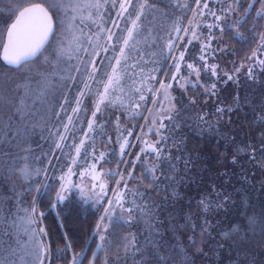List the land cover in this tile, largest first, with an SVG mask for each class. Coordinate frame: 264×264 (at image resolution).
Returning <instances> with one entry per match:
<instances>
[{
    "label": "trees",
    "instance_id": "1",
    "mask_svg": "<svg viewBox=\"0 0 264 264\" xmlns=\"http://www.w3.org/2000/svg\"><path fill=\"white\" fill-rule=\"evenodd\" d=\"M79 1L81 7L69 11L66 18L64 11L53 7V0H0V48L17 5L36 2L50 6L56 24L50 44L35 61L18 69L0 62V262L264 264V66L259 63L264 53L253 56L260 42L257 33L264 32V15H257L260 4L249 8L252 0H240L239 25L214 33L223 51L211 47L203 53L214 54L216 59L224 55L232 62L230 69L216 64L217 76L204 71L208 78L204 83L175 92L172 119H164L166 127L159 129L160 135L150 131L153 144L166 137L157 147L168 159L157 168L155 177L147 170L158 161L156 153L148 149L140 154L148 157V163L142 161L132 171L127 188L123 183L117 185L120 175L106 178L108 194L94 205L84 203L75 193L62 202L56 200L59 177L72 166L65 153L76 157L67 145L85 139L87 157L82 150L75 166L77 174L68 176L66 184L80 178L94 162L103 164L104 172L124 174L133 167L130 158L139 154L155 90L175 70L167 44L177 37L176 27L183 30L188 18L186 8L179 5L181 0H147L137 33L125 49L127 58L117 66L115 57L124 47L126 30L139 9H129L134 13L132 19L128 13L117 17L119 1L116 6L104 2L95 15L84 9V0ZM108 29L115 33L111 41ZM84 48L88 51L78 50ZM89 61H96V80L88 76L94 71ZM249 61L246 71L235 72ZM113 68L120 82L110 89L109 99L100 105L102 111L93 118L97 93L104 91L103 82ZM152 76L155 79L149 78ZM85 82L89 88L84 87ZM212 83L215 89L207 91L205 85L210 88ZM81 91L85 93L82 97ZM77 99L82 100L80 111L73 113ZM60 115L66 118L64 123L59 121ZM80 117H85L84 122L77 124ZM94 119L89 131L88 122ZM60 134L67 140H59ZM125 139L128 145L121 156L120 144ZM56 143L64 147L57 149ZM100 152L106 154L105 159L94 161L93 156ZM26 170L31 178L24 175ZM118 187L126 193V207H132L134 201L145 206L146 212L136 208L129 222V213L123 211V221L114 222L102 242L96 226ZM205 198L211 202L207 212L200 205ZM133 234L142 248L135 256L123 247L124 238L131 239Z\"/></svg>",
    "mask_w": 264,
    "mask_h": 264
},
{
    "label": "snow or ice",
    "instance_id": "2",
    "mask_svg": "<svg viewBox=\"0 0 264 264\" xmlns=\"http://www.w3.org/2000/svg\"><path fill=\"white\" fill-rule=\"evenodd\" d=\"M46 2V0H45ZM105 3L108 2V0H104ZM193 2L196 4L197 8L200 9V15L201 16H210L214 17L216 21H221L222 16L217 14V11L210 8L209 6V0H193ZM111 3L113 6H116L118 3V0H111ZM240 0H231V2L228 3V6L226 9H222L221 11L227 12L228 14H231L236 11L237 7L239 6ZM253 3H258L260 4V9L257 11V15H264V0H252V2L249 3L248 7L251 8L253 6ZM147 5V0H142V2L136 4L134 3V0H119V11L116 12L117 17H124L125 13H128L129 16H132V12H129V9H139L137 14L135 15V18L131 20V27L127 28V37L123 39L122 43L124 47H121L119 49V55L115 57V63L117 66L121 64L122 59L127 58V54L125 52V49L129 47V41L134 39V35L137 33V30L139 28V25L137 21L140 20L141 16L144 13L145 7ZM90 8H96L98 11L99 9L103 6L100 2V0H95L94 3H88L87 5ZM181 7L187 8V4H182L180 5ZM53 7L62 10L65 12V17L67 18L68 12H75L78 8L81 7V5L77 2H74V0H56L55 5ZM22 9V10H21ZM204 9H207L208 11L205 12ZM247 8L243 9L244 13H247ZM18 13V14H17ZM11 15L15 16L14 21L10 24V26L7 29V35H8V44L5 45V56L4 59L10 64V65H15V66H21L28 60H30L32 57L36 56L37 53L41 51L45 47L46 43H49L50 36L54 35V28H53V17L49 15V11L41 7L40 5H33L31 7H23L22 4L17 5L15 9L12 11ZM31 18L33 20V23L29 24L23 31L21 30V26L24 24L25 20ZM75 15L71 17L72 20H75ZM95 23V21H93ZM113 23L116 25V27H119V23L117 21H113ZM191 23V22H190ZM199 23V22H198ZM237 25H239V21H236ZM71 27V26H69ZM209 32L211 33L213 27H221L219 24H209L207 25ZM103 31V29H101ZM223 29L221 28V31ZM67 31V29H66ZM109 35H108V40L111 41L112 37L115 35V33L112 32L111 29L107 30ZM175 31L179 32L181 29L179 27H176ZM183 31L187 32L188 29H184ZM257 35L260 37V42L258 47L253 51V56H256L257 53H264V32L262 33H257ZM192 37L194 39H199L197 36V33L195 29L192 30ZM172 39H178V40H183L184 37H174L170 38L167 47L170 50V54L172 55L173 60L175 61V72L171 76V79L173 81H176L177 83H180V80H184L185 83L188 82V77L187 76H181L180 73L182 71L181 68V63L185 62V51H187V45H190L193 43V39L187 40L186 44L184 45V50L180 51L179 55L176 56L175 53L172 51L174 48V45L172 43ZM89 43H91V40H89ZM114 47V46H113ZM179 47V45L175 46ZM210 48V44H204L201 47V53L202 55L200 56L201 60H205V63L203 64L202 68L204 71H211L213 76H217V65L212 64L209 65L206 62V58L203 55L206 49ZM78 50H83L84 52H87L88 49H78ZM105 52L109 51L108 47H104L103 49ZM98 55V53H95ZM108 59H112V57H108ZM93 65L94 71L92 73H88V76L90 79L96 80L97 78V72L95 69L97 68L96 61H89ZM259 63L264 66V60H260ZM187 68L191 70V72L195 73L197 76V83L199 82V77H200V70L201 66L196 65L195 63H187ZM77 71H79V68H77ZM238 72L239 69H236ZM249 72L251 74V69H249ZM150 79H155L154 76L149 77ZM229 79H232V76H229ZM120 80L118 75L116 74V68H113L112 74L108 75L107 81L103 82L104 83V91L102 93H97L99 99L96 102V111L92 113L93 118L96 117L97 112L102 111L100 105L103 104L106 100L109 99V96L111 95L110 89L116 85L119 84ZM181 87H184L183 84L180 85ZM85 88H89L90 85L85 82L84 84ZM173 85L171 83L165 84L164 82H160V88L156 89V92H161L163 93L165 99L170 98V93L168 92V89L172 88ZM216 87L215 83H212L210 88L205 85V88L207 91H212ZM136 91H140V89H137ZM149 91H152V89L149 88ZM85 93L83 91L80 92V96H84ZM145 99L144 95L140 96V100L143 101ZM82 103V100L77 99L76 104L77 107L73 108L72 111L73 113H78L80 111V104ZM155 103V101L153 102ZM139 106V105H138ZM174 108V106H173ZM218 112H223V109H217ZM165 119H172L171 114L166 115L164 117ZM203 119V118H202ZM69 123H72V117H68ZM95 123V119L92 121L88 122V128L89 131H92L93 125ZM156 121L155 119L153 120V126L155 125ZM166 125L163 124V122L160 123V128H164ZM65 131H68V125H64ZM152 128H149V131H152ZM157 134L160 135L159 130H157ZM85 137H88V133L84 134ZM128 135H132L131 131L128 132ZM67 136L60 134L59 135V140L64 141L67 140ZM166 137L161 136V140H157L155 144H150L148 145V149L151 150L152 152L156 153L155 159L158 161V164L153 165L152 168L148 169L147 171L155 177L156 170L161 166V164L168 159V157H165L163 155L164 150L160 147H157V145L161 144L162 140H165ZM128 145L127 139L124 140L123 143L120 144V152L121 156L125 154V148ZM55 147L57 149H62L64 145L61 143H56ZM67 147L73 149L76 153V157H70L68 156L67 153H65V156L70 160V163L72 166L68 167V172L65 174H62L59 177L60 180V185H59V191L56 192V200L58 202H62L66 199L65 192L70 191L71 188L76 187L77 185L71 184V183H65L66 179L70 175H76L75 171V166L77 164V158L81 157L82 155V150L84 152L85 158L87 157V146H86V140L81 139L78 144H70L67 145ZM93 153H95L96 149L95 147L92 148ZM142 152L145 151L144 149L141 150ZM106 154L104 152H100L99 156L96 157L95 155L93 156L94 161L99 162L105 159ZM139 159V157H137ZM123 162L119 161L118 163ZM135 167V165H133ZM86 170L84 173H81V183L83 182V176L87 174ZM91 171L94 173L92 176V180L94 181L93 183V189H95L97 186L99 187L100 191L99 193H94V195L97 196V204H99L105 196L108 194V187L107 184L105 183V179L112 178L114 175H120L121 179L117 180L116 183L119 186L121 183H123L124 187L127 188V181L124 180L123 174L122 173H117L113 171L109 172H104L103 169H101L99 172L96 171V163L94 162L91 165ZM40 172L39 170L36 172V175H39ZM44 174L48 175V170L44 169ZM24 175L28 178H31L32 173L29 171H25ZM131 175V173H129ZM159 179V177H156ZM115 195L113 198L109 199L107 201V204L109 207H106L104 209V214L101 215L99 222L97 223V234L99 235L100 240L103 242L106 239L105 233L108 231V225H104L103 230H101V225L103 222L107 219L109 223L116 221V222H122L123 217H117L115 215V210L117 207H119L122 211L128 212V221L130 222L133 219V213L135 212L136 208H140L141 212L144 213L146 212V207L141 206V205H136L135 202L133 201L132 207H126L125 206V197L126 193L120 189L119 187L115 190ZM81 192H83V189H81ZM134 195L136 193H133ZM140 195H143L142 193ZM200 205L202 206L203 210L205 212L209 211L211 209V202L205 198L200 201ZM55 206V204L53 205ZM36 209L33 208L32 212H35ZM29 222H31V217H29ZM18 227V225H15ZM41 232L43 229L40 230ZM9 235L11 233H8ZM99 247H103V244L98 245ZM123 247L126 253H130L133 256H135L136 253L141 252L142 248L139 245V241L137 237L133 234L131 236V239L128 237H125L123 240ZM11 252L15 253V249H10ZM93 256H96V253H93ZM163 259V257H161ZM2 264V262H0ZM41 264H43V261L41 260ZM91 264V262H90ZM105 264H109V262L106 260ZM137 264H141L140 261H137Z\"/></svg>",
    "mask_w": 264,
    "mask_h": 264
},
{
    "label": "rangeland",
    "instance_id": "3",
    "mask_svg": "<svg viewBox=\"0 0 264 264\" xmlns=\"http://www.w3.org/2000/svg\"><path fill=\"white\" fill-rule=\"evenodd\" d=\"M18 2H20L21 0H17ZM54 1V5L56 3V0ZM119 1V0H118ZM160 1H168L170 3H172V0H160ZM77 3H80V1H74ZM95 0H84V9H89L88 13H92L97 15L98 11L96 8H90L88 7V3H94ZM101 4L104 3V0H100ZM108 2H111V0H108ZM231 2V0H209V6L210 8L214 9L217 11L218 15L222 16V20L221 21H216L214 17H210V16H201L200 15V9L197 8L196 4L193 2V0H181L179 5L182 4H187L188 7L185 10V16L188 18L186 20V24L184 25V29H188L187 32L183 31L181 29L180 32H176L178 35L177 37H184L183 40H178L176 39L175 43H173L174 45V53L176 56L179 55L180 51L184 50V45L186 44L187 40L189 39H193V43L190 45H187V51H185V62H182V64L184 63L185 66L182 68V71L180 73L181 76H187L188 77V82L185 83L184 80H180V83L171 81V76L173 75V73L175 72V70H173L172 74L169 77V80L167 79V77H165L162 82H164L165 84L167 83H171L173 85L172 88L168 89V92L170 93V98L169 99H165L163 93L161 92H156L155 93V98L154 101L155 103H152V105L149 107V111L147 114V119H146V125H147V130H146V134L142 135L141 137V146L139 148V154L135 153L133 154V157L130 158L131 162H133V165H135V167H132L129 170H126L123 174L124 180H127L131 175H129V173L133 174L132 171L137 170L138 164L142 161H145L148 163V157L145 159L144 157H142L140 154H144V152L146 153V151L148 150V145L153 144V140H151V133L149 131V128H152L153 130L157 131L160 129V123L164 121V117L166 115L169 114H173V112L176 109V105H175V92L179 93L180 90H185L187 88V86L191 85V86H196L199 83H204L208 78L207 76L204 74V70L202 68L203 64L205 63V60H201L200 56L202 55L201 53V45L205 44H210V48L211 47H218L221 49V51H223V47H222V43H220V38H216L214 37V33H216V31H219L221 28H227L228 26L230 27H236L237 23L236 21H238V16H237V9L235 12L228 14L227 12H223L221 11L222 9H226L228 6V3ZM32 3H36V2H32ZM29 3V4H32ZM28 4V5H29ZM26 6V5H25ZM47 6V5H45ZM261 7V6H260ZM47 8L49 9L50 6ZM52 9V8H50ZM183 9H185V7H183ZM53 11V9H52ZM205 12H207V9H204ZM129 12H132L131 10ZM182 12V11H181ZM189 12V15H188ZM183 13V12H182ZM133 12H132V16H130V18H133ZM189 16V17H188ZM183 17V16H182ZM185 19V17H183ZM210 21H215L216 24H219L221 27H217L215 31H211V33L209 32L208 28L206 29V25H208L210 23ZM191 22V23H190ZM199 22V23H198ZM195 29L197 36L199 37V39H194L192 37V30ZM189 34V36H187ZM179 45V47H175ZM194 52V56H191ZM179 52V53H178ZM188 53V55H186V53ZM196 53V55H195ZM209 53V52H207ZM204 55V54H203ZM214 55V54H213ZM213 55H204L206 58V62L210 65L212 64H222L224 65L228 70L230 69V66L232 65V62L229 61V59H227L224 55H220L219 59L213 58ZM172 58V57H171ZM173 59V58H172ZM171 60V59H170ZM251 61V60H250ZM250 61L247 62L246 64H243L242 66H240L239 71L237 72L235 70V72L239 73H243L244 71H246L248 65L250 64ZM187 63H195L198 66H201V70H200V77H199V82L197 83V76L195 73L191 72L190 69L187 68ZM202 63V64H201ZM174 69V68H173ZM205 75V76H204ZM167 80V81H166ZM183 84L184 87H181L180 85ZM159 89V88H158ZM178 91V92H177ZM174 106V108H173ZM43 113V112H40ZM39 113V114H40ZM51 114V113H50ZM84 114V113H82ZM46 116L49 115L45 114ZM61 117H59V121H61L62 123H64L65 119L64 117H62V115H60ZM84 118L85 117H80L79 118V122H76L77 124H81L84 122ZM155 119L156 123L153 126V120ZM84 129V125H82ZM81 129V128H79ZM136 146V145H135ZM142 149H144L145 151H141ZM73 157V154H72ZM131 157V156H130ZM137 157H139V159H137ZM129 159V157L127 158ZM101 169H103L104 171V165L100 164V163H96V171L99 172ZM87 171V174L83 176V182L81 183V177L80 178H73V182L71 184H75L77 185L76 187L71 188L70 191L65 192V196L66 198H68V196L70 194L75 193L79 198H83L84 203H93L94 205H96V199L97 196L94 195V193H99L100 189L97 186L95 189H93V183L94 181L92 180V176L94 175V173L91 171V165L86 167L84 169V172ZM121 179V178H120ZM68 180V179H66ZM66 183V181H65ZM105 183L107 184V181L105 179ZM81 189H83V192H81ZM59 191V190H58ZM115 215L117 217H123L125 216V213L123 211H120V208L117 207L115 210ZM116 222L113 221L111 223H109V221L106 219L105 222H103V224L101 225V230H103L104 225H108V231L105 233V235L109 232V229L111 228L112 224ZM97 231V228H96Z\"/></svg>",
    "mask_w": 264,
    "mask_h": 264
},
{
    "label": "water",
    "instance_id": "4",
    "mask_svg": "<svg viewBox=\"0 0 264 264\" xmlns=\"http://www.w3.org/2000/svg\"><path fill=\"white\" fill-rule=\"evenodd\" d=\"M40 5L41 7H44L46 8L48 11H49V15H51L53 17V14L51 13V11L42 3H32V4H29V5H26L24 7H31L33 5ZM22 10V9H21ZM18 14V13H17ZM15 17L13 18V20L8 24L6 30H5V33H4V37H3V42H2V45H1V48H0V62L5 65L6 67L8 68H12V69H18L20 68L22 65L26 64V63H29V62H32V61H35L43 52L44 50L48 47V45L50 44L52 38H53V35L50 36L49 40L50 42L49 43H46L45 44V47L43 49H41V51L39 53H37L36 56L32 57L30 60H28L27 62H25L24 64H22L21 66H15V65H10L5 59H4V56H5V45L8 44V35H7V29L8 27L10 26V24L14 21ZM33 23V20L31 18H28L25 20L24 24L21 26V30L23 31L29 24ZM53 28H54V33H55V30H56V24H55V20H54V17H53Z\"/></svg>",
    "mask_w": 264,
    "mask_h": 264
}]
</instances>
